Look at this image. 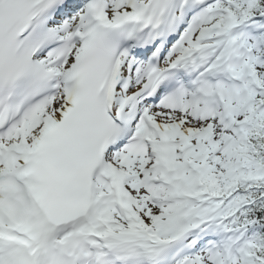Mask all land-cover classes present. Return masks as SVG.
Masks as SVG:
<instances>
[{
    "label": "snow or ice",
    "instance_id": "1",
    "mask_svg": "<svg viewBox=\"0 0 264 264\" xmlns=\"http://www.w3.org/2000/svg\"><path fill=\"white\" fill-rule=\"evenodd\" d=\"M0 264H264V0H0Z\"/></svg>",
    "mask_w": 264,
    "mask_h": 264
}]
</instances>
